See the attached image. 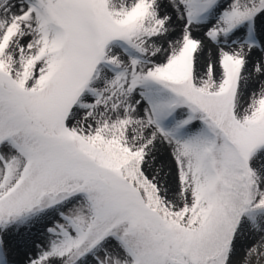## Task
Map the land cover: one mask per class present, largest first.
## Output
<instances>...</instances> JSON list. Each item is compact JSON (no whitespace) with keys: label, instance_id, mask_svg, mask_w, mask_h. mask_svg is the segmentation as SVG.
I'll return each instance as SVG.
<instances>
[{"label":"snow or ice","instance_id":"obj_1","mask_svg":"<svg viewBox=\"0 0 264 264\" xmlns=\"http://www.w3.org/2000/svg\"><path fill=\"white\" fill-rule=\"evenodd\" d=\"M0 264H264V0H0Z\"/></svg>","mask_w":264,"mask_h":264}]
</instances>
